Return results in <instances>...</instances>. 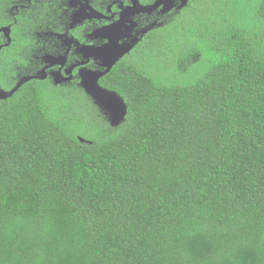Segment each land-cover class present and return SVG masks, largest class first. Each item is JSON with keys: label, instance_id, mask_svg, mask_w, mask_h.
<instances>
[{"label": "trees", "instance_id": "trees-1", "mask_svg": "<svg viewBox=\"0 0 264 264\" xmlns=\"http://www.w3.org/2000/svg\"><path fill=\"white\" fill-rule=\"evenodd\" d=\"M186 12L102 80L117 127L77 87L0 103V264H264V0Z\"/></svg>", "mask_w": 264, "mask_h": 264}, {"label": "flooded vegetation", "instance_id": "flooded-vegetation-1", "mask_svg": "<svg viewBox=\"0 0 264 264\" xmlns=\"http://www.w3.org/2000/svg\"><path fill=\"white\" fill-rule=\"evenodd\" d=\"M194 1L0 0V89L11 91L27 77L19 90L42 84L57 91L77 87L87 98L82 107L90 109L95 101L82 86L83 76L105 72L121 46L132 44L100 77L108 88L102 80ZM7 99L0 97V103Z\"/></svg>", "mask_w": 264, "mask_h": 264}, {"label": "water", "instance_id": "water-1", "mask_svg": "<svg viewBox=\"0 0 264 264\" xmlns=\"http://www.w3.org/2000/svg\"><path fill=\"white\" fill-rule=\"evenodd\" d=\"M121 48L122 49L115 55L113 61L108 62V67L105 72L90 73L88 75H84L82 79V86L86 92L92 96L96 105H98V107L105 112L110 125L113 127L121 125L126 120L128 115V104L117 91L103 87L99 83V79L111 70L121 56L129 53L133 48V45L128 44L127 46H121ZM29 79V77L22 79L11 91L0 89V97L2 99H7L13 96ZM80 139L81 141H86L82 137Z\"/></svg>", "mask_w": 264, "mask_h": 264}, {"label": "rangeland", "instance_id": "rangeland-1", "mask_svg": "<svg viewBox=\"0 0 264 264\" xmlns=\"http://www.w3.org/2000/svg\"><path fill=\"white\" fill-rule=\"evenodd\" d=\"M186 13H189V11L188 12H186ZM192 50H195V46H192V47H187V48H184V49H182V52H189L190 53V55H188V61H186V63H192L194 60H196V59H198L197 58V55L195 54V52H193ZM137 60H139L138 58H137ZM136 60V61H137ZM141 63H142V61H141ZM143 64H144V66L146 67V64L143 62ZM195 64V63H194ZM180 65V67L182 68V69H184V65L183 64H179ZM192 66V65H191ZM190 65H189V67L188 68H190L191 67ZM42 86L43 87H45V88H50V90H51V92H56L57 90H56V86H49V85H47V84H42ZM75 92L78 94L77 96H76V98H77V100H79L80 102H85L86 100H87V98H84V96L83 97H81V94H80V92L79 91H77V90H75ZM75 93V94H76ZM96 103H93L92 104V106L90 107V109H87L86 108V111L87 112H90V113H92L93 114V112H94V115L96 116V119L100 122V123H102V124H104L105 123V118H107V115L105 114V112L103 111V110H99V111H101L102 112V115H101V113H99V111L98 110H96L93 106L95 105ZM98 106V105H97ZM93 108H94V111H93ZM109 121V120H108Z\"/></svg>", "mask_w": 264, "mask_h": 264}]
</instances>
